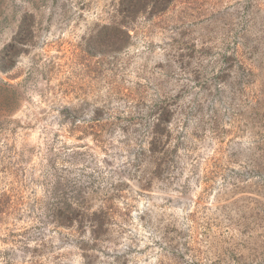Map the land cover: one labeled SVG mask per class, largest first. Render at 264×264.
Segmentation results:
<instances>
[{
	"label": "rangeland",
	"instance_id": "obj_1",
	"mask_svg": "<svg viewBox=\"0 0 264 264\" xmlns=\"http://www.w3.org/2000/svg\"><path fill=\"white\" fill-rule=\"evenodd\" d=\"M18 35L0 264H264V0H0Z\"/></svg>",
	"mask_w": 264,
	"mask_h": 264
},
{
	"label": "trees",
	"instance_id": "obj_2",
	"mask_svg": "<svg viewBox=\"0 0 264 264\" xmlns=\"http://www.w3.org/2000/svg\"><path fill=\"white\" fill-rule=\"evenodd\" d=\"M27 25L26 20L22 21V27ZM123 38H114L111 43V52L120 51L123 49L130 40V35L127 30L123 31ZM25 41L23 38L16 37L1 53H0V69L3 72H9L16 64V59L20 54V49L18 48L20 44ZM96 52V51H95ZM159 135V133H156Z\"/></svg>",
	"mask_w": 264,
	"mask_h": 264
}]
</instances>
